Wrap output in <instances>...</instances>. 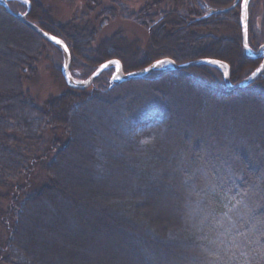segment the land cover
<instances>
[{"label":"trees","instance_id":"1","mask_svg":"<svg viewBox=\"0 0 264 264\" xmlns=\"http://www.w3.org/2000/svg\"><path fill=\"white\" fill-rule=\"evenodd\" d=\"M27 1V6L9 3L15 12L24 13L30 8L29 20L68 46L70 72L80 59L88 64V78L100 64L112 59L119 60L126 73L143 70L148 63L145 68L163 59L180 64L213 59L229 66L234 83L247 79L262 64L261 58H246L243 53L242 0H190L201 10L238 3L236 9L227 12L201 13L200 19L193 22L177 15L178 0H169L172 8H159L164 0H157L131 15L120 7L122 18L136 17L144 26L141 13H150L146 23L153 28L147 52L121 42L105 47L103 52L96 50L90 43L95 30L87 21L56 24L39 0ZM254 1L249 3V20ZM249 24L248 21V41L253 48ZM231 25L238 31L234 37L196 32L200 28L214 31ZM4 35H13L15 40ZM40 41L0 8V61L7 63L12 72V81L6 80L0 86V264H264L261 156L239 148L221 156L216 151V158L206 165L207 175L202 179L204 174L199 168L204 165L203 158L194 155L198 152L196 145L187 146L186 151L184 147L170 146L169 139L176 137L175 109L166 96L171 84L181 83L190 87L197 99L205 96L212 106L233 100L264 105L263 88L256 83L236 93L229 92L223 84V73L210 65L181 72L158 70L146 79L117 82L110 88L114 72L110 68L95 82L98 89L68 86L63 94L40 107L24 91L22 79L24 74L28 76L29 69L19 65L24 63L28 51L42 48ZM109 41L115 43L114 38ZM48 45L62 53L59 47L49 42ZM260 82L264 83V76ZM137 85L155 88L138 98L134 96ZM239 91L243 94L239 95ZM151 113L162 118L153 128L147 126ZM82 127L89 128L88 132ZM48 132L59 133L52 136L50 144ZM81 137L86 138L82 145ZM68 158L88 166L95 190L110 189L108 185L114 181L116 189L98 198L102 209L91 210L92 202L74 195L65 184V171L73 169V165L66 164ZM183 158L186 165L179 167ZM191 169L196 173H191ZM203 183H207L205 187ZM162 196L169 202H178V207L166 217L160 211L150 212L161 205ZM244 196L250 198L243 202ZM42 204L58 207L63 216L57 229L60 235L51 234L44 228L46 224L39 226L41 218L34 222L36 217L33 219L32 215ZM102 219L126 232L134 258L128 259L121 251L96 247ZM39 229L37 236L34 231ZM163 249L171 254L166 255Z\"/></svg>","mask_w":264,"mask_h":264},{"label":"rangeland","instance_id":"2","mask_svg":"<svg viewBox=\"0 0 264 264\" xmlns=\"http://www.w3.org/2000/svg\"><path fill=\"white\" fill-rule=\"evenodd\" d=\"M10 1H12L14 6H27L25 0ZM155 1L157 0H39L43 9L49 11L51 19L56 24H77L79 22L84 23L87 21L90 27H94L95 30V34L92 35L90 43L92 41L93 48L96 50L99 49L101 52L105 50V47H112L113 44H119L120 42L125 43L128 46L137 47V49L142 52H147L151 45V30L153 28L148 27V24L146 23L150 20L148 16L150 13H141V18L144 17L146 21L144 22V24H146L144 26L143 22L136 17L134 20L122 18L119 9L120 7L126 8L129 15L133 13L138 14L140 11L142 12L147 4H152ZM177 4V15L180 16L181 19H190L189 22L199 20V15L201 13L205 15L208 11L210 13H221L234 5L233 9L238 7L237 2L225 8H207L208 10H201L202 8L197 3L194 4V2L190 0H178ZM252 5L251 18L250 20L248 19V21L250 23L249 26L252 38L251 44L253 48L257 50L260 45L264 44V0H255ZM162 6L172 8L173 4L169 0H164L159 8H162ZM0 8L2 9L1 6ZM155 20L157 23L158 20ZM232 27L233 25H231V28L224 26L220 28V30L214 31L208 28H200L196 30V32L200 35L213 32L226 37H234L238 31L235 28L232 29ZM35 35L38 36L37 34ZM4 36L15 40L13 35ZM38 38L41 39L40 43L42 44V48L39 47L37 52L28 51L24 63L21 61L19 65L25 68L28 67L29 69L28 76L27 74H24L22 79V87L24 91L29 93L38 106L43 107L49 99L63 94L69 87L66 85L63 78L59 76L61 74L60 69L64 67L66 62L63 50L62 53H59L56 47L54 48L53 46L48 45V42L41 37L38 36ZM113 38L115 39V43L109 41ZM75 63L78 64V66L70 72L72 80L75 83H85L90 75L88 72V64L85 61H80V59L76 60ZM149 64L150 63L145 65L144 68ZM71 66L72 64H70V67ZM30 67H32L31 70ZM166 67L168 66H162L161 70ZM137 71L143 70L138 69ZM11 73V68L8 67V64L0 61V86L3 85L6 80L10 82L12 81ZM212 76L215 78L218 77L215 73H212ZM101 77L102 74L98 78L100 79ZM98 78L95 82H97ZM258 80L253 84L257 83L256 85L258 87L264 89V83H258ZM95 82L93 83L94 85H91L88 91L99 88V86H97L98 84ZM231 83L238 84L240 82L234 83L231 81ZM210 84L213 85L214 83H209V85ZM223 84L225 86V83ZM154 88L153 86L145 87L143 85H137V87L134 88V96L141 98L146 94H150ZM167 91L169 93H166V96L172 101L173 108L175 109V118H173L175 121L173 122V126H175L174 130L176 133L174 134L176 137L169 139L171 140L170 146L174 149H177L178 147H182L183 149L184 147L186 151V149H188L187 146L196 145L198 152H194V155H198V157L204 159V162L203 159H201L204 165H200L199 168V171L204 174L202 179H205V176L207 175L205 171L206 165L209 161H213L214 157L216 158L214 154L216 151L221 156L226 153L229 154L230 150L238 148L245 151L249 150L253 155L259 154L264 162V105L261 102L258 103L254 101L246 103L245 101L233 100L224 105L212 106V104L209 103V100H205V96H203L202 99H197L190 87L183 86L181 83L171 84L170 89L168 87ZM228 91L236 93L237 89ZM154 93L157 94L155 91ZM18 119L19 118H17L16 121ZM161 119L162 118H159L158 114L151 113L147 119V123L149 124L147 126L153 128L159 125ZM86 127H82L84 132H88L89 128ZM159 131H161V129ZM49 135L50 138L48 143L50 144L52 136H59V133L48 132V136ZM161 137L162 135H159V138ZM47 138L48 137H46V139ZM84 142H86V138L81 137V145ZM187 153H189V151H187ZM185 160L186 159L183 158L180 161L179 167H185ZM73 162L74 160L72 158L66 160V164L70 166L73 165V169L65 171L63 175L65 184L70 188L74 195L78 197L85 196L88 201L92 202L90 207L91 210L98 211L102 209L103 203H101L98 198L104 195L106 196L108 193L112 192L113 189H116L114 181L108 185L110 189L104 188L105 190H102L97 187L98 190H95L96 183L93 182V178L88 177V166L83 165L81 162H76V164ZM193 170L191 173H196ZM206 184L207 183H203L202 186L205 187ZM118 186H120V184ZM93 197H96V199L94 200ZM248 198L250 197L244 196L243 202ZM91 199L94 201H91ZM160 203L161 205L150 210V212L156 213L157 211H160L162 216L166 217L168 216L167 214L169 211H173V208L178 207V202H169L167 199H164L163 196L161 197ZM47 205L48 204H42L38 207V211L36 210L37 212L35 211L32 215L33 219L36 217L34 222L37 223L39 221L37 219L41 218L42 221L38 224L39 226L46 224L44 225V228H47L51 234L60 235L57 229L58 225L60 226V223L63 220V216L60 214L58 207L53 209L46 207ZM63 209H66V206L63 205ZM99 222L101 231L100 236L95 238L96 247L103 249V251H110L111 249L121 251L126 257H128V259L134 258L130 239L126 235V232L119 231L117 228L109 226L104 219ZM40 232L41 229H39V231L35 230L34 234L38 236V233ZM163 252L166 255L171 254L168 249H163Z\"/></svg>","mask_w":264,"mask_h":264},{"label":"water","instance_id":"3","mask_svg":"<svg viewBox=\"0 0 264 264\" xmlns=\"http://www.w3.org/2000/svg\"><path fill=\"white\" fill-rule=\"evenodd\" d=\"M249 2L250 0H242L241 7H242V22H241V32H242V47L244 54L247 58L251 59H257L262 58V64L260 68L253 73L250 77L245 79L244 81L238 83V84H232L230 81V68L227 64L213 59H198L194 61H190L187 63L178 64L172 59H163L159 60L164 63L158 64L154 62L151 66H149L147 69L143 71H134L130 73H126L123 69L122 63L117 59H112L109 61H106L102 64H100L96 70L93 72V74L88 78V80L85 83H75L72 82V78L70 76V64H71V54L68 46L66 43L48 33L47 31H44L40 26H38L36 23H33L28 19V11L26 13H17L12 10V8L9 5V0H0V6L5 9V11L12 16L13 18L17 19L21 24H23L25 27L29 28L31 31H33L35 34H37L42 39L46 40L47 42L59 47L64 52L65 56V65L62 69V76L65 80V83L70 88L78 89V90H86L91 87V85L95 82V80L103 74L107 69L110 67H114L115 71L111 76L110 82V88H113L114 85L117 82H129L136 79H142L149 77L154 71L161 69L162 66L169 65L172 70H181L188 68L190 66L196 65V66H202V65H213L218 67L224 74V83L225 87L228 90H236V89H242L245 88L254 82H256L258 79H260L262 76H264V45H261L257 50L253 49L248 42V18H249ZM235 6V5H234ZM232 6L229 9L224 10L229 11L233 9ZM247 45V47H246ZM118 62V64L113 63Z\"/></svg>","mask_w":264,"mask_h":264},{"label":"bare ground","instance_id":"4","mask_svg":"<svg viewBox=\"0 0 264 264\" xmlns=\"http://www.w3.org/2000/svg\"><path fill=\"white\" fill-rule=\"evenodd\" d=\"M9 15V14H8ZM10 16V15H9ZM12 17V16H11ZM13 18V17H12ZM15 19V18H14ZM17 20V19H16ZM241 40H242V38H241ZM243 53H244V51H243ZM244 56H245V54H244ZM246 57V56H245ZM247 58V57H246ZM196 60H198V59H196ZM191 61V60H190ZM178 64H180V63H178ZM195 67H198V66H196V65H193V66H190V67H188V68H185V69H181V70H174V71H176V72H181V71H183V70H187V69H192V68H195ZM171 78H172V80L174 81V80H176V79H174L172 76H171ZM142 79H146V78H142ZM72 82H74L73 80H72ZM237 90H239V89H237ZM239 93V95H242L243 94V92H238Z\"/></svg>","mask_w":264,"mask_h":264},{"label":"snow or ice","instance_id":"5","mask_svg":"<svg viewBox=\"0 0 264 264\" xmlns=\"http://www.w3.org/2000/svg\"><path fill=\"white\" fill-rule=\"evenodd\" d=\"M246 47H247V45H246ZM113 63L118 64V62H113ZM157 63H158V64H162V63H164V62H162V61H158Z\"/></svg>","mask_w":264,"mask_h":264}]
</instances>
